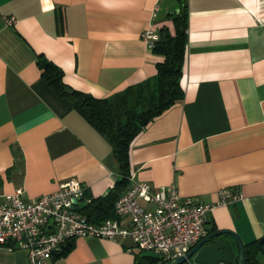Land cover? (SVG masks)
Returning a JSON list of instances; mask_svg holds the SVG:
<instances>
[{"label":"crops","instance_id":"crops-1","mask_svg":"<svg viewBox=\"0 0 264 264\" xmlns=\"http://www.w3.org/2000/svg\"><path fill=\"white\" fill-rule=\"evenodd\" d=\"M183 2L184 97L133 139L123 175L109 141L46 81L40 60L70 88L123 94L155 78L163 57L141 35L164 26L175 34ZM132 175L202 203L237 190L240 201L209 214L208 234L234 232L246 248L264 237V0H0V201L19 187L30 201L77 179L88 206L127 177L125 191ZM141 253L130 238L78 237L50 264H136ZM0 264H29L27 251L0 245Z\"/></svg>","mask_w":264,"mask_h":264},{"label":"built area","instance_id":"built-area-1","mask_svg":"<svg viewBox=\"0 0 264 264\" xmlns=\"http://www.w3.org/2000/svg\"><path fill=\"white\" fill-rule=\"evenodd\" d=\"M160 10L157 3L153 20ZM6 21L11 24L14 18ZM141 38L153 49L160 33L149 28ZM23 193L19 187L0 201V245L25 249L29 264H50L55 249L78 237L130 238L140 251L159 253L163 262L171 263L208 235L209 214L215 208L243 198L237 190L222 188L214 202L184 200L175 184L154 188L132 175L129 187L115 202V217L97 222L74 204V198L81 201L85 196V187L77 179L30 201L24 200Z\"/></svg>","mask_w":264,"mask_h":264},{"label":"trees","instance_id":"trees-1","mask_svg":"<svg viewBox=\"0 0 264 264\" xmlns=\"http://www.w3.org/2000/svg\"><path fill=\"white\" fill-rule=\"evenodd\" d=\"M172 19L175 34L171 33L169 27H162L159 32L160 39L153 48L156 54L163 57V60L157 63L155 78L112 98H97L92 94L70 88L64 83L63 71L57 65L47 59L40 60L46 81L59 95L67 96L75 109L109 141L123 175L128 171L129 150L133 139L155 117L184 97L181 79L187 48L186 3L181 4L179 12L172 14ZM127 185V177L119 180L107 196L92 199L84 212L93 221L115 217V202ZM257 241L246 248V264H261L257 256ZM156 263L153 258L142 257L136 262Z\"/></svg>","mask_w":264,"mask_h":264},{"label":"water","instance_id":"water-1","mask_svg":"<svg viewBox=\"0 0 264 264\" xmlns=\"http://www.w3.org/2000/svg\"><path fill=\"white\" fill-rule=\"evenodd\" d=\"M74 204L84 209L87 204L74 198ZM227 236H232L237 241L239 254L233 250L231 242ZM73 245V241H68L59 249L53 251L54 257H59L67 252ZM258 253L264 256V237L257 241ZM258 255V254H257ZM142 258H153L159 264H183L188 260H193L196 264H246V247L240 237L231 231H214L210 232L195 247L189 251L186 256H181L171 263L163 262V256L153 251H144L141 253Z\"/></svg>","mask_w":264,"mask_h":264},{"label":"rangeland","instance_id":"rangeland-1","mask_svg":"<svg viewBox=\"0 0 264 264\" xmlns=\"http://www.w3.org/2000/svg\"><path fill=\"white\" fill-rule=\"evenodd\" d=\"M176 2H177V0H176ZM176 4H177V3H176ZM177 10H178V9H177ZM135 104H136V103H135ZM135 104H134V105H135ZM139 106H140V105H139Z\"/></svg>","mask_w":264,"mask_h":264}]
</instances>
